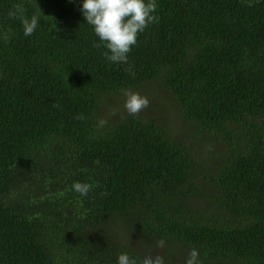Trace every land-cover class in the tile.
<instances>
[{
	"label": "trees",
	"instance_id": "trees-1",
	"mask_svg": "<svg viewBox=\"0 0 264 264\" xmlns=\"http://www.w3.org/2000/svg\"><path fill=\"white\" fill-rule=\"evenodd\" d=\"M82 2L0 0V264H264V0H155L126 62Z\"/></svg>",
	"mask_w": 264,
	"mask_h": 264
},
{
	"label": "clouds",
	"instance_id": "clouds-1",
	"mask_svg": "<svg viewBox=\"0 0 264 264\" xmlns=\"http://www.w3.org/2000/svg\"><path fill=\"white\" fill-rule=\"evenodd\" d=\"M156 8L155 0H148V2L145 0H83L81 10L84 20L93 27L94 33L108 50L104 53L105 58L112 62H126L127 54L137 43L138 35L150 23L159 22V17L153 15ZM24 11V8L18 5L15 12H10L9 16L18 15L24 35L31 36L38 25L39 17L33 14L31 18H28L24 15ZM124 96V107L130 115L139 114L149 105L147 97L133 90H125ZM99 123L103 125L106 122L101 120ZM72 188L81 195H87L91 185L77 181L73 183ZM156 246L165 247V241L163 239L157 241ZM118 264H138V262L130 258L127 253H121L118 256ZM139 264H165V260L160 255L154 258L148 256L139 261ZM185 264H202L197 249L193 248L189 251Z\"/></svg>",
	"mask_w": 264,
	"mask_h": 264
},
{
	"label": "rangeland",
	"instance_id": "rangeland-1",
	"mask_svg": "<svg viewBox=\"0 0 264 264\" xmlns=\"http://www.w3.org/2000/svg\"><path fill=\"white\" fill-rule=\"evenodd\" d=\"M140 95L147 97V99L149 100V105L148 106H151V105L154 104L153 98H150L153 95L152 91H147V92H144V93H142Z\"/></svg>",
	"mask_w": 264,
	"mask_h": 264
}]
</instances>
